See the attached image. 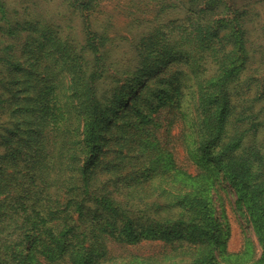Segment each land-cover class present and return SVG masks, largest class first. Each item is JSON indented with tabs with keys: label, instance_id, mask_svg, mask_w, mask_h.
Returning <instances> with one entry per match:
<instances>
[{
	"label": "trees",
	"instance_id": "1",
	"mask_svg": "<svg viewBox=\"0 0 264 264\" xmlns=\"http://www.w3.org/2000/svg\"><path fill=\"white\" fill-rule=\"evenodd\" d=\"M100 3L0 0V264H211L216 165L251 194L260 242L257 259L228 254L224 264H264V85L255 89L249 65L264 52L252 47L247 12L171 1L188 25L177 37L152 29L129 54L105 25L89 32ZM169 61L187 65L193 92L189 75L159 79L154 97L129 92ZM149 240L172 256L132 252Z\"/></svg>",
	"mask_w": 264,
	"mask_h": 264
},
{
	"label": "rangeland",
	"instance_id": "2",
	"mask_svg": "<svg viewBox=\"0 0 264 264\" xmlns=\"http://www.w3.org/2000/svg\"><path fill=\"white\" fill-rule=\"evenodd\" d=\"M171 1H175L178 4L180 0H101L99 10L86 16V22L90 29L89 32L95 33L105 25L110 38L124 37L128 39L123 44L131 46L132 51L129 54H132L133 49L139 45L144 33H148L152 29L160 27V29L164 30V25H166V31L170 33V36L177 37L180 30L175 29V26L178 24L188 25V22H185L187 20V9L184 4H179L175 9L172 7L165 8ZM201 1L199 0V3ZM195 2L197 3V1ZM214 2L217 3L215 10L219 11L222 9L229 16L231 10L233 12L246 11L247 21L244 23V27L249 31V39L253 43L252 47L264 52V0H214ZM58 5V3H55L57 8ZM193 7L196 8L197 6L195 5ZM59 10L66 16L70 14V11H66L64 6H60L58 8ZM74 21L77 27L76 38L80 40L83 37V24L78 19H74ZM174 30L175 33L172 34ZM26 38L27 33L14 36L13 41L17 49L23 47V43L27 40ZM250 55V57H255L258 61V53H250ZM249 65L258 67L254 72L259 82V84L255 85V89L258 90L264 85V60L261 63L257 62ZM207 67L208 69L205 72L206 78L211 76L215 71V67L211 64H207ZM183 75H185V80L187 79L186 75L190 77V71L187 65L177 61H169L162 64L153 74L148 75L143 82L141 81L142 83L139 82L141 85H135L129 89V92L134 91L133 93L139 97V100L147 95L154 97L157 93L156 89L159 79H170L172 76L183 77ZM190 78L191 80L188 82V85H191L189 86L191 93L196 86L192 76ZM186 99V108L190 112H194L192 102L189 104L190 94L186 96ZM134 101L135 99L131 95L125 99L126 103H133ZM257 105L261 107L264 106V103L260 102ZM172 131H180V125L176 124ZM257 142L262 143L264 146V131L257 137ZM249 143L250 139L247 140L245 145ZM178 149L180 157L183 159L180 145ZM214 168L212 171L213 177L210 180L216 181V183L209 185L206 189L208 200L212 206V217L214 218L210 243L212 257L209 261L211 264H224L226 259L231 260L233 258V256L231 257L228 254L236 255L239 253L242 255L243 262H246L251 256L257 259L260 256V252L255 249V246L259 247L260 242H258L259 234L255 228V220H251L256 217L253 215L254 206L252 204L251 194L246 195L241 186L232 182L226 176L221 166L216 165ZM188 171L193 172V168L189 167ZM158 202L160 203L162 201L158 200ZM215 221L219 225H216ZM130 248H132L133 253L139 256L142 255L143 257L159 252L172 256L169 253L170 248L168 246L162 247V243L158 241H144L141 245Z\"/></svg>",
	"mask_w": 264,
	"mask_h": 264
}]
</instances>
